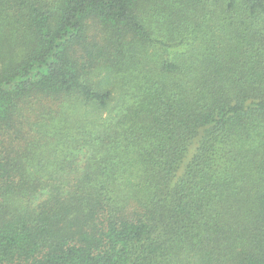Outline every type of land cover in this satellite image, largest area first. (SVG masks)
Listing matches in <instances>:
<instances>
[{
  "label": "trees",
  "instance_id": "16d2710c",
  "mask_svg": "<svg viewBox=\"0 0 264 264\" xmlns=\"http://www.w3.org/2000/svg\"><path fill=\"white\" fill-rule=\"evenodd\" d=\"M0 264H264V0H0Z\"/></svg>",
  "mask_w": 264,
  "mask_h": 264
}]
</instances>
